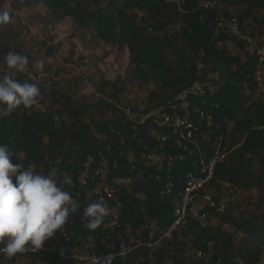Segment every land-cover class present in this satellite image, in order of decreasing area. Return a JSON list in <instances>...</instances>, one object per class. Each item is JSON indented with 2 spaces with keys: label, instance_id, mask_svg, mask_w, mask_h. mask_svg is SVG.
<instances>
[{
  "label": "trees",
  "instance_id": "trees-1",
  "mask_svg": "<svg viewBox=\"0 0 264 264\" xmlns=\"http://www.w3.org/2000/svg\"><path fill=\"white\" fill-rule=\"evenodd\" d=\"M217 1L228 8L223 12L225 16L231 15L229 9L232 8L237 11L235 16L240 21L251 19L260 25L264 23V0ZM198 2L199 0H34L36 5L48 12L53 22L71 18L77 29L102 42L118 47L126 45L134 75L142 82H151L157 87V90L148 91V100L166 93H177L197 80V59L204 65L201 77L209 71L217 73L218 80L223 85L214 98L220 102L215 119L223 131L224 120L233 124L230 140L232 145H237L230 164L220 168L218 176L244 190L257 189V203L261 207L264 205V104L252 100L251 94L244 93L242 88L243 83L252 87L251 74L256 60L246 57L241 61L239 57L229 56L224 50L216 48L212 38L214 12L200 9ZM259 13H262L260 18ZM175 24H179L178 32L169 33V29ZM173 39L180 42L179 48H173ZM218 39L226 40L223 36ZM171 49L175 57L173 63L170 61ZM200 53L202 55L199 58ZM17 78L21 82L35 83L25 79L22 74H17ZM107 85L112 89L107 98H97L90 103L78 105L71 95L38 84L41 93L38 103L49 98L53 114L36 111L33 106L28 109L20 106L9 116L0 118V144L8 147L12 162H17L22 156L24 163L38 165L47 162V159H59L58 168L68 171L72 178L88 154H101L110 164L117 162L118 166L124 167L122 152L125 147L134 144L131 141L132 132L129 126L115 123L110 120V116H106L112 109L106 100H117L121 92L116 83ZM96 90L105 95L102 80ZM88 109L94 112L86 120L83 114ZM94 131L100 133L103 139L97 141ZM253 164L257 167L255 173L250 169ZM124 173V168L121 170L118 167L115 171L119 175ZM142 182L138 189L145 192L146 200H126L128 208L124 209L123 219H130L136 214V208L143 207L150 219L162 228L167 227L172 220L170 199L159 197V190L146 178ZM83 206L85 201L82 199L78 210L81 211ZM229 216L224 218L225 222L232 221ZM235 221L233 224L236 229L245 234L237 243L228 232L192 225L189 230L192 244L203 247L206 242L213 243L214 253L209 264L217 261L220 264H232L234 257L243 260V264H264L261 262L264 254V225L259 228L248 220L242 223ZM44 246L45 250L11 260L27 258L29 264H75L70 253L71 244L57 234V231L50 240L45 241ZM140 253L143 259L138 263L126 259L110 264H150L149 252ZM162 260L163 250L154 264H161Z\"/></svg>",
  "mask_w": 264,
  "mask_h": 264
},
{
  "label": "built area",
  "instance_id": "built-area-1",
  "mask_svg": "<svg viewBox=\"0 0 264 264\" xmlns=\"http://www.w3.org/2000/svg\"><path fill=\"white\" fill-rule=\"evenodd\" d=\"M198 7L215 12L212 38L216 48L237 46L241 61L246 57L256 60L252 87L243 83L242 88L244 93L251 94L252 100L264 104V25L259 31L250 21L225 17L217 0H199ZM220 36L226 40H219ZM195 64L198 79L177 93H166L141 105L128 104L119 98L106 100L112 106L106 116L129 126L132 132L134 144L122 152L124 167L117 162L110 164L101 154H88L72 178L68 171L58 168L59 159H47L38 165L24 163L22 156L15 162L23 166L22 170L57 180L74 202L85 201L84 208L70 213L67 223L57 230L71 244L75 264H109L126 259L138 263L143 259L140 253L143 251L154 254L156 262L162 250L161 264H209L213 243L206 242L203 247L192 244L191 226L227 232L229 225L224 218L246 203L247 192L243 188L218 176L219 169L230 164L237 147L231 143L232 128L228 122L224 120L223 131L215 119L220 102L214 98L223 83L212 71L201 77L204 65L200 59ZM41 85L50 88L49 84ZM93 134L97 141L103 139L100 133ZM118 167L125 169L123 175L115 174ZM64 176L72 178V186L60 183ZM144 178L159 190V197L170 199L172 220L165 228L150 219L143 207L136 208L130 219H123L124 209L128 208L126 200H146L145 192L138 189ZM91 203H106L110 209L94 231L85 228L83 218L84 209ZM45 249L44 244L39 250L26 246L23 253L14 257ZM0 259L9 258L0 253ZM231 262L243 264L238 257Z\"/></svg>",
  "mask_w": 264,
  "mask_h": 264
},
{
  "label": "rangeland",
  "instance_id": "rangeland-1",
  "mask_svg": "<svg viewBox=\"0 0 264 264\" xmlns=\"http://www.w3.org/2000/svg\"><path fill=\"white\" fill-rule=\"evenodd\" d=\"M221 6L224 10L227 8L223 4ZM0 10H10L11 13V22L0 26V61L10 50L27 56L29 71L22 73L25 79L33 80L37 84H49L51 89L71 95L78 105L90 103L97 98H107L112 91L110 85H107L110 83H116L121 89L117 98L134 105L147 102L148 91L157 90L153 83L142 82L138 76L134 75L126 45L118 47L112 43L102 42L77 29L71 18L53 22L48 12L42 6L36 5L34 0H0ZM229 10L233 15L238 14L232 8ZM261 15L262 13H259L258 18ZM245 20L248 23L252 21ZM251 23L259 31L264 24ZM178 27L179 24H175L169 29V33H177ZM173 44V48L180 46V42L176 39H173ZM222 50L232 57H238L241 54L237 46L225 45ZM172 51V49L169 51L171 63L175 60ZM39 60L44 62L43 71L34 67V63ZM11 71L0 63V75ZM100 80H102L105 95L96 90ZM50 103L48 98L32 108L36 111L52 113ZM92 112L94 111L86 110L83 114L84 119L89 120ZM100 114L105 118L103 113ZM228 127L231 129L233 124L228 122ZM250 169L252 173H255L256 164H253ZM245 191L247 192L246 203L234 209L233 214L229 216L232 223L227 222L229 225L227 232L232 234L235 243L245 234L236 229L233 221L242 223L248 220L259 228L264 225V205L258 206V190L245 189ZM153 256L154 254L149 255L150 264L155 263ZM11 259H0V264H29L27 258ZM261 262L264 263V254Z\"/></svg>",
  "mask_w": 264,
  "mask_h": 264
},
{
  "label": "clouds",
  "instance_id": "clouds-1",
  "mask_svg": "<svg viewBox=\"0 0 264 264\" xmlns=\"http://www.w3.org/2000/svg\"><path fill=\"white\" fill-rule=\"evenodd\" d=\"M231 16L236 17L233 14L225 17ZM10 22V10H0V26ZM0 63L12 70L0 75V118L9 116L20 106L28 109L37 104L41 95L38 84L17 78V74L29 71L28 57L10 50ZM34 67L43 71L44 62L36 61ZM22 167L12 162L8 147L0 144V244H3L0 253L9 259L23 253L26 246L41 249L67 223L70 213L79 209L70 192L57 180ZM60 183L72 186L73 181L70 176H64ZM109 213L106 203L89 204L83 211L85 228L94 231Z\"/></svg>",
  "mask_w": 264,
  "mask_h": 264
}]
</instances>
